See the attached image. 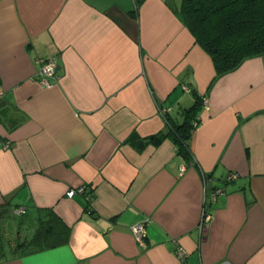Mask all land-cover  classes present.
Instances as JSON below:
<instances>
[{"label": "crops", "instance_id": "1", "mask_svg": "<svg viewBox=\"0 0 264 264\" xmlns=\"http://www.w3.org/2000/svg\"><path fill=\"white\" fill-rule=\"evenodd\" d=\"M180 1L0 0V264H264V52L218 74ZM49 219L65 243L12 253Z\"/></svg>", "mask_w": 264, "mask_h": 264}, {"label": "trees", "instance_id": "2", "mask_svg": "<svg viewBox=\"0 0 264 264\" xmlns=\"http://www.w3.org/2000/svg\"><path fill=\"white\" fill-rule=\"evenodd\" d=\"M176 11L195 40L211 55L218 74L230 72L245 59L264 52V0H181ZM199 104L200 97H196L194 105L183 112L187 120L178 130L180 153L185 157V140L195 128ZM67 238V227L49 219L12 253L19 249L22 255L34 253L63 244ZM8 251L0 232V262Z\"/></svg>", "mask_w": 264, "mask_h": 264}, {"label": "built area", "instance_id": "3", "mask_svg": "<svg viewBox=\"0 0 264 264\" xmlns=\"http://www.w3.org/2000/svg\"><path fill=\"white\" fill-rule=\"evenodd\" d=\"M57 69H58V64L55 58L42 60L40 68H39V72H38L39 81L41 85L43 86L51 85L52 86L53 85L52 82L58 77ZM237 176H238L237 173H231L229 174L227 179L228 180L234 179ZM80 190L82 191V193L84 192L83 188H80ZM75 192H76L75 190H69L67 192V196L72 197L75 194ZM209 217L210 215L204 214L198 225L201 239L204 236L203 234H204L205 228L207 227ZM132 233L137 240L144 242V239L146 237L145 223H138L132 226ZM179 257L184 261V254L182 251H179Z\"/></svg>", "mask_w": 264, "mask_h": 264}, {"label": "rangeland", "instance_id": "4", "mask_svg": "<svg viewBox=\"0 0 264 264\" xmlns=\"http://www.w3.org/2000/svg\"><path fill=\"white\" fill-rule=\"evenodd\" d=\"M174 1L178 2V0H174ZM181 89L184 90L183 88H181ZM171 97H172L171 101H174V99L176 98V96L174 94H172ZM12 213L15 214V216H17V214H16L14 209L12 210ZM11 221H12V225L17 227V230L20 231L21 235H25V234L29 235L30 228L33 225L32 223H31L30 227L25 226V225L23 226V222L19 221V219H17L16 217H15V219H12Z\"/></svg>", "mask_w": 264, "mask_h": 264}, {"label": "water", "instance_id": "5", "mask_svg": "<svg viewBox=\"0 0 264 264\" xmlns=\"http://www.w3.org/2000/svg\"><path fill=\"white\" fill-rule=\"evenodd\" d=\"M82 188H83V190H84L83 195L87 196V195H86V193H87V189H86L84 186H82Z\"/></svg>", "mask_w": 264, "mask_h": 264}]
</instances>
